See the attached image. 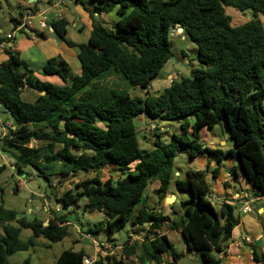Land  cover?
<instances>
[{
  "label": "trees",
  "instance_id": "1",
  "mask_svg": "<svg viewBox=\"0 0 264 264\" xmlns=\"http://www.w3.org/2000/svg\"><path fill=\"white\" fill-rule=\"evenodd\" d=\"M90 4L96 13L112 15L113 23L110 30L94 21L88 43L77 45L67 39L66 19L51 24L68 46L78 49L80 75L58 56L48 61L43 73L58 77L62 84L42 82L19 53L7 51L8 60L0 65V107L13 125L0 139V152L14 161L18 173L40 178L50 188L54 177L62 183L79 171L116 168L118 179L96 176L56 199L63 203L61 209L80 208L84 202V213L103 214L104 221L88 233L94 236L102 227L111 235L120 232L139 208L134 222L149 226L144 239L129 237L118 256L96 264H130L132 258L141 264H163L167 255L173 258L169 264H179L183 255L170 242L168 231L180 232L189 253L200 256L201 264H221L217 255L239 225L236 207L226 201L218 211L208 200L206 171L189 170L184 179L175 180L174 163L180 148L190 158L214 156L222 161L228 155L238 161L251 189L264 193V0H90ZM227 8L251 11L253 19L233 27ZM20 16L13 20L15 26L23 12ZM178 28L183 29L179 36L198 49L200 68L190 77L177 78L160 94L148 92L145 99H133L109 81L119 76L133 87L150 89L175 57L172 38ZM26 88L39 93L34 103L22 99ZM139 117L177 122L180 132L167 143L155 128L154 148L143 151L135 125ZM223 122L235 142V149L226 154L206 147L200 136L204 128ZM5 167L0 166V176ZM173 181L179 193L191 197L183 204L180 220L147 210L145 202V192L154 182L160 183L155 194L161 203ZM3 195L0 187V264H10V256L29 250L36 239L55 244L68 236L71 225L65 217L44 227L37 219L19 218L18 212L7 209ZM23 229L33 231L26 242L20 240ZM85 256L84 251L64 250L56 264H83Z\"/></svg>",
  "mask_w": 264,
  "mask_h": 264
},
{
  "label": "crops",
  "instance_id": "2",
  "mask_svg": "<svg viewBox=\"0 0 264 264\" xmlns=\"http://www.w3.org/2000/svg\"><path fill=\"white\" fill-rule=\"evenodd\" d=\"M27 3L28 6H22L19 8L18 18H14V17L10 18L14 28L16 26L13 20L20 19L21 17L20 15L22 12L29 9L34 11H39V10L42 11L40 7L46 6L45 3L40 0H36V1L28 0ZM49 13H51L50 16L48 15L50 19V28L48 31H44L43 33H41V34H45L46 37L39 38L38 40H32L31 38H29V36L25 35L24 33H21L20 37L17 36L14 38L13 51L19 53L20 58L29 66L31 70L35 72V75L38 77L40 81L42 77L45 79L44 80L45 82H50V83L52 82L53 84H55L53 81H51V79L53 78L58 79V77H47L43 73V68L47 65L49 60L61 56V58H63L69 64L73 73L76 75L81 74L82 66L79 60L78 49L68 46L57 35V33L53 31L51 25L52 22L56 19H66L69 22V26L67 28V32H68L67 39L77 45H80L85 43L77 42L78 36H75L77 30L79 31V34L82 37L84 36V32H89V37H90V34L93 31L94 21L98 20L105 25H107L109 21H108V17H104L103 15L104 13L100 14L95 12L94 5L90 4V0H63L62 2H59L58 0H52L51 9ZM111 17L113 23V16L111 15ZM12 32L13 31H8L7 33H5L3 30H0V39L2 38V36ZM89 37L88 39H86L87 40L86 43H88ZM81 41H83V38H81ZM8 50H9L8 47L5 49H0V65L8 60V55H7ZM165 72L166 70L163 72V74ZM160 79H162V76L161 78L155 81H160ZM173 81H171V83L169 82L170 85L172 84ZM152 85H154V83H152ZM26 90L28 91L29 95H31V102H28L23 98V94ZM24 92L22 94V99L28 103H34L40 96L39 93H37L36 91L30 88H26ZM2 109L4 108L0 107V111ZM143 120L147 122V118L143 117ZM6 123L10 126L13 125V120L11 116H10V120L7 121ZM200 136L202 143L206 147L212 150H219L226 154L228 151L235 149V142L230 136V133L227 129L225 122H223V124L221 125L214 127L213 129L204 128L201 131ZM0 156H1L0 166H2L3 163L8 165V163H6L5 160V155H2V153L0 152ZM197 160L199 161L198 170L206 171V180L209 184V187H210V182H213V187L215 189V194L213 195V199L216 201V203H218L219 207L222 205L223 202L226 201L232 203V205L236 207L235 215L239 219V225L234 229L232 236L227 243V246L225 247L222 253H219L217 255L218 259L221 261V264H264L263 262L264 193L251 189L245 177L243 176L238 161L232 159L228 155H226L225 159L222 161H219L214 156H202V158H199ZM110 167L113 168L114 172L110 171L111 170ZM9 168L13 170L12 167ZM189 170H192V168H189L187 171ZM215 171L218 172L217 175L214 177L213 174ZM103 173H104L103 177L112 176L114 179H118L120 177L119 174L113 176V173L117 174L118 172L116 168L112 165L104 169ZM33 182H35L36 184H34ZM31 186H34L35 189L36 186L37 189L40 188V185L38 184L37 180H31L28 183H26L24 180L16 181L17 193H20L23 190H28L33 197L42 200V206H36L34 208H30L29 211L31 213L37 212L39 215L44 213L42 214L43 216L36 217L37 220L43 223V226H47L48 222L60 217H65V219L68 221L66 224L72 226V222L69 220L68 215L71 212H74L72 211L73 208L69 210L67 208H62L60 209L59 213L57 214L52 213L53 212L52 209L54 208V206L57 207L60 206L58 203L56 204L54 202L55 198L57 199L63 196L60 193L61 192L60 189L56 190L57 181L53 182L51 196L48 195L42 196L39 194L40 193L39 190H33ZM159 187H160L159 182H154L151 185V189L148 190L145 195L146 196L145 202L147 205L150 203L149 200L150 196L152 195L153 197L154 192L158 190ZM178 196H179L178 191H176V193L170 191L166 195L164 201L159 203V206L157 207H155L154 205L151 210H154L157 213H163L167 216L172 215V208H174V206L176 205ZM242 198H244V201L240 200ZM169 199H171L173 203H168ZM246 202L250 203L251 209L248 213H243V208L245 207L244 203ZM4 206L6 207L5 204ZM49 210H51V212H49ZM101 215L102 217H104L103 214ZM148 230H149V226L148 229L145 230V233H147ZM169 232L170 231L166 232L167 236ZM173 232H177V231H173ZM129 237L133 238V241H136L141 236H134V237L129 236ZM103 238L104 237H102L101 239ZM246 239H248L250 242L247 243ZM112 240L113 238L111 239L104 238L103 242L104 244L105 243L109 244L110 245L109 247H112V249L114 250L115 253H117L116 255L118 256L121 251V247L124 244L123 245L115 244ZM101 250L103 251L106 250V247H104V249H101L99 247L94 246L93 248L94 253L92 255L84 249L82 251H84L86 256L88 257H97L98 255H101ZM181 254L184 257H186L188 254L198 257L197 255H195V253H189L187 246L182 251ZM128 262H130L131 264L133 262L134 263L136 262V264H141L139 260L136 258H132L128 260ZM171 262H173V258L170 255L164 256L163 264H169Z\"/></svg>",
  "mask_w": 264,
  "mask_h": 264
},
{
  "label": "rangeland",
  "instance_id": "3",
  "mask_svg": "<svg viewBox=\"0 0 264 264\" xmlns=\"http://www.w3.org/2000/svg\"><path fill=\"white\" fill-rule=\"evenodd\" d=\"M27 2L28 0H0V30H3L5 33L14 30V26L11 23L10 18L11 17L18 18L19 8L22 6H28ZM40 8L42 9V11L46 10V6H41ZM226 12L233 19L232 21L233 27L240 26L253 19V15L251 11L246 13H241L235 9L227 8ZM48 15L50 16L51 13L48 12ZM103 15L104 17H108L109 23L106 26L108 29L111 30L112 29L111 15L109 14H103ZM180 34L181 33H179L177 30L174 31L172 41L174 44L175 57L166 65V67L161 72L162 79H160V81L153 82L154 85H151L150 89L147 90L140 87H133L119 76L112 77L109 81L114 83L118 89L120 88V90L125 91L131 98L145 99L147 97L148 92H150V94L152 95L159 94L162 91H164V89L170 85L171 81H173L176 78L190 77V73L192 70L200 68V65L198 63V49L196 45L193 44L188 38H186L185 36L180 37L179 36ZM17 36L20 37L21 33H16L15 37ZM75 36H78V41H77L78 43L81 42L86 43L87 42L86 39H88L89 37V32H84V36L82 37L79 34V31L77 30ZM81 38H83V41H81ZM165 70L166 72L163 74ZM44 80L45 79L41 77V81L45 82ZM51 81H53L55 85L56 84L61 85L60 82L61 80L59 78L58 79L53 78L51 79ZM27 93L28 91L26 90L23 94V98L26 101L31 102V95ZM9 120H10V115L4 113V111L1 110L0 125H3ZM140 120H143V117H139L138 119H136L135 125L137 126L138 129L139 145L141 150L143 151L148 152L154 148V141H155L154 132L156 131L155 128H158L157 131L158 134H161L163 140H165V142L167 143L172 140L171 137L174 133L179 134L180 132V127L177 124V122L161 123L159 120L147 119V122L145 120L143 121ZM199 158H202V156H197L196 158H190V156L186 154L184 149L180 148L178 151V156L174 163L175 180L184 179L186 177V173L189 168H192V170H198L199 161L197 159ZM0 160H1V156H0ZM2 166H6V167L2 175L0 176V187L4 189L3 201L6 207L18 212L20 218L25 217L29 221L36 219L37 216L38 217L43 216L42 214L44 213L39 215L37 212L31 213L29 211L30 208H34L36 206H42V200L33 197L28 190H23L20 193L14 192V189L16 187V181L24 180L26 183H28L31 180H37L38 184L40 185L39 194L42 196L44 195L51 196L52 188H50L48 184L40 178H36L35 176L27 177V175L20 176L17 171L11 170L7 164L3 163ZM110 169H111L110 171L114 172L112 167H110ZM26 171L28 173L33 172L34 174H36V172L31 169H26ZM114 175H118V173L117 174L113 173V176ZM96 176L103 178L104 181L108 179V176L103 177L104 176L103 170L97 173L79 171L75 174V176L74 175L66 176L65 177L66 181H63L62 183H57L56 190L60 189L61 191L60 193L64 195L67 191L75 189L76 184L78 182L92 179ZM57 178L58 177H54L53 181H57ZM174 184L175 183L173 181L167 194L170 191L176 193L177 189H175L176 186L174 187ZM150 189L151 186L148 188V190ZM210 189H211V195L208 197V200L219 211L220 207L218 206V203H216V201L213 199V195L215 194L213 182H210ZM147 191L145 192V194L147 193ZM159 198L160 197L156 195L154 192L153 197L152 195L150 196L149 199L150 203L147 205L148 206L147 210H151L154 205L155 207L159 206ZM190 199H191L190 194L179 193L177 203L174 206V208H172V215H170V218L174 220H180L184 216L183 204ZM163 201L164 200H162V202ZM54 202L57 204L56 198ZM168 203H173V201L168 200ZM79 206L80 208L74 207L72 210L74 212H71L68 215L69 220L72 222V226H70L68 231V236L63 241L53 244L43 237L36 239L35 246L31 247L27 251H19L13 254L12 256L9 257V263L10 264H56L57 259L64 250L82 251L84 249L92 255L94 253L93 252L94 245L89 239H86L85 234L89 233L91 230H94L95 226L99 223H102L105 218L102 217V215L97 212L84 213L82 210V207L84 206V202H80ZM138 209L139 208L137 207L135 211L131 214V219L128 225L120 232L111 235L107 227H102L101 230L99 231V235H98L99 239H101L102 237L109 239L113 238L112 241L115 244L123 245L129 240V236L132 237L141 236L139 237V239L136 240L138 242H141L146 235L145 230L148 229V225L140 226L135 224L134 220ZM49 224L50 222L47 223V226H49ZM13 225L16 227L18 226L17 223ZM32 236H33L32 230L23 229L21 232L20 240L22 242H26ZM95 237L97 238V236ZM168 238L179 253H182V251L186 248L184 242L185 240L180 232H169ZM109 246L110 245L106 243L105 245L106 250H104L105 256H101V257L104 258H106L107 256L112 257L109 255L111 252H113V256L114 254H117L114 252L113 249L109 250V248H111ZM98 247L104 249L103 246L99 245ZM132 264H136V262L135 263L133 262ZM179 264H200V260L198 257L188 254L186 257L184 256L182 257Z\"/></svg>",
  "mask_w": 264,
  "mask_h": 264
},
{
  "label": "built area",
  "instance_id": "4",
  "mask_svg": "<svg viewBox=\"0 0 264 264\" xmlns=\"http://www.w3.org/2000/svg\"><path fill=\"white\" fill-rule=\"evenodd\" d=\"M40 1L45 3L46 10L45 11H40V10L39 11H32V10L24 11L20 23L14 28L13 32L2 36V38L0 39V49H5L8 47L9 50L13 51L14 38H15L16 33H24L25 35H28L32 40H38L40 33H43L44 31L49 30L50 19L48 17V12L51 9L52 0H40ZM58 1L62 2L63 0H58ZM2 110L4 111V113L7 112V110L5 109H2ZM9 127L11 126L8 125L7 123L0 125V139H2L6 135L7 128ZM5 160H6V163H8L9 167H12L13 170H16L13 160L8 158L6 155H5ZM240 200L244 201V198ZM244 206L245 207L243 208V213H248L251 209L250 203L246 202L244 203ZM52 210H54L56 213L60 212V208L57 206L54 207ZM49 212H51V210H49ZM85 237L86 239H89L95 247H98L99 245L105 247L106 245V243L104 244V242L101 239H99V237L96 238L92 234L86 233ZM246 240H247L246 241L247 243L250 242L248 239ZM111 249L112 247L109 248V250ZM109 255L113 257V252H111ZM101 256H105V252L103 250H101V255H98L97 257L85 256L83 258V264H96L100 259L106 260L108 258V256L106 258L101 257Z\"/></svg>",
  "mask_w": 264,
  "mask_h": 264
},
{
  "label": "water",
  "instance_id": "5",
  "mask_svg": "<svg viewBox=\"0 0 264 264\" xmlns=\"http://www.w3.org/2000/svg\"><path fill=\"white\" fill-rule=\"evenodd\" d=\"M36 1V0H35ZM53 29V28H52ZM53 31H54V29H53ZM179 33H183V29L182 28H178V30H177ZM42 95H44V93H42ZM19 175L20 176H23L22 174H20L19 173ZM34 184H36L35 182H33ZM33 185V184H32ZM32 187V189L33 190H39V189H37V186H36V189L34 188V186H31ZM59 205L60 206H63V203H59ZM44 227H47V226H44ZM102 240H104V238L102 239ZM200 257V256H199ZM147 264H149V263H147Z\"/></svg>",
  "mask_w": 264,
  "mask_h": 264
},
{
  "label": "clouds",
  "instance_id": "6",
  "mask_svg": "<svg viewBox=\"0 0 264 264\" xmlns=\"http://www.w3.org/2000/svg\"><path fill=\"white\" fill-rule=\"evenodd\" d=\"M58 204H59V203H58ZM58 207L61 209L62 206H58ZM53 211H54V210H53ZM58 213H59V212H58ZM97 237H99V236H97ZM101 240H102V239H101ZM102 241H103V240H102ZM123 246H124V245H123Z\"/></svg>",
  "mask_w": 264,
  "mask_h": 264
},
{
  "label": "bare ground",
  "instance_id": "7",
  "mask_svg": "<svg viewBox=\"0 0 264 264\" xmlns=\"http://www.w3.org/2000/svg\"><path fill=\"white\" fill-rule=\"evenodd\" d=\"M169 200H171V199H169Z\"/></svg>",
  "mask_w": 264,
  "mask_h": 264
}]
</instances>
